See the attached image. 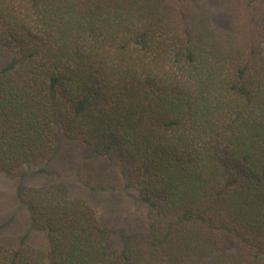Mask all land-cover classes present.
<instances>
[{"label":"trees","instance_id":"obj_1","mask_svg":"<svg viewBox=\"0 0 264 264\" xmlns=\"http://www.w3.org/2000/svg\"><path fill=\"white\" fill-rule=\"evenodd\" d=\"M67 142L143 228L26 187L42 241L0 238V264H264V0H0V173L58 177Z\"/></svg>","mask_w":264,"mask_h":264},{"label":"rangeland","instance_id":"obj_2","mask_svg":"<svg viewBox=\"0 0 264 264\" xmlns=\"http://www.w3.org/2000/svg\"><path fill=\"white\" fill-rule=\"evenodd\" d=\"M222 15L221 21L227 23L228 18ZM60 154L58 162L50 166V170L58 172V177L34 175L32 167H24L13 174L0 173V226L5 225L0 238L4 244L14 246L26 234L35 244L42 241L40 236L32 232L29 214L18 200L19 191L59 180L69 186L73 198H81L94 207L105 226L124 230L143 228L146 217L141 210H136L130 197L118 191L90 190L78 182L82 180L99 187L111 181L109 179L116 173L112 163L106 158H88L89 154L80 142L65 143ZM8 222L10 224L7 225Z\"/></svg>","mask_w":264,"mask_h":264}]
</instances>
